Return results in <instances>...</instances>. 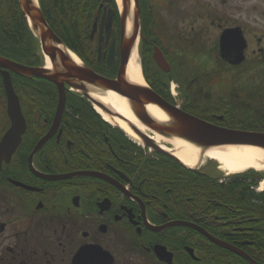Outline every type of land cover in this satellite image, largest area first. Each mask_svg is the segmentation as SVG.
I'll use <instances>...</instances> for the list:
<instances>
[{
	"label": "flooded vegetation",
	"instance_id": "1",
	"mask_svg": "<svg viewBox=\"0 0 264 264\" xmlns=\"http://www.w3.org/2000/svg\"><path fill=\"white\" fill-rule=\"evenodd\" d=\"M123 1L128 8L124 23L116 0H92L90 11L77 20L80 41L73 44L76 51L70 50L80 65L102 77L115 80L122 62L135 49L145 82L154 74L162 84L175 82L177 89H209L213 68L205 57L208 52L219 57L223 33L232 40L241 37V42L225 45L226 60L219 57L225 71L241 75L264 64V0ZM35 3L45 19L39 0ZM18 13L28 25L19 0H0V57L11 63L16 62ZM143 43L148 45L145 56L152 60L154 47L160 50L168 70L143 61ZM241 47L243 60L234 64L233 50ZM188 51L197 64L185 72L174 69L171 60L187 56ZM38 57L39 64L33 66L17 63L46 69L41 48ZM5 81L19 101L25 129L16 149L0 158V264H252L224 243L264 264L259 202L251 200L244 207L229 203L225 194L221 199L209 194L202 180L223 186L229 178L208 175L199 169L201 164L189 167L175 160L145 164L172 158L141 140L143 148L151 151L150 157L143 155L133 138L67 84L56 121L57 87L0 65V140L10 126ZM107 92L86 90L95 100ZM174 100L190 114L208 111ZM210 116L222 119V115ZM252 179L249 188L255 191L261 179L256 175Z\"/></svg>",
	"mask_w": 264,
	"mask_h": 264
},
{
	"label": "water",
	"instance_id": "2",
	"mask_svg": "<svg viewBox=\"0 0 264 264\" xmlns=\"http://www.w3.org/2000/svg\"><path fill=\"white\" fill-rule=\"evenodd\" d=\"M19 5L23 16L25 17L36 42H39L42 54L48 57L51 62L50 69L41 67H30L19 64L17 62L11 63L0 57V65L9 66L15 72L29 77H40L53 83L59 91V102L56 110L55 120L62 111L64 105V84L70 88L81 91L95 106L101 108L105 112H109L120 118L117 112L107 108L105 104L99 100H95L86 94L88 87H95L98 89H105L113 91L127 99L128 105L133 112L135 118L140 124L151 131L153 134H159L167 138H179L186 142L191 143L193 146L199 148L202 152L207 149L219 147L223 145H246L256 146L264 149V132L238 130L226 128L216 125L214 123L205 121L195 115L182 111L179 107L167 102L155 91L145 84H137L129 81L126 77V67L129 58L124 59L122 62L117 78L109 80L100 76L86 66H82L75 62L69 55V51L64 47L61 40L54 34L44 19L41 10L34 0H19ZM128 8L122 0L121 5V22L124 23ZM133 27H138V9L133 8ZM241 42V37H236L234 40L227 37L223 33L219 39V56L226 60L224 52L225 45L235 41ZM236 58L232 63L238 64L243 60L242 47L233 50ZM153 60L163 70H168L169 66L165 61L162 53L157 47L153 49ZM6 74V73H5ZM7 75V74H6ZM6 78V76H4ZM5 92L7 96L6 113L10 120V126L0 140V158L2 155L9 156V154L18 146L21 135L25 129V121L21 113L19 101L14 94L10 83L5 81ZM148 104H154L161 109L167 116L166 121H158L150 116L146 107ZM131 129L137 136L144 142L145 145L151 147L156 152L167 155L174 160L180 162L172 152L166 150L161 145L154 142L153 138L140 131L135 126L129 124ZM49 137L47 134L40 139L35 148L29 155V161L32 155L42 146V144ZM14 147V148H13ZM87 174L80 172L78 175ZM49 178V176H44ZM225 248L245 257L252 264H256L247 255L238 250L237 248L229 245L222 244Z\"/></svg>",
	"mask_w": 264,
	"mask_h": 264
},
{
	"label": "trees",
	"instance_id": "3",
	"mask_svg": "<svg viewBox=\"0 0 264 264\" xmlns=\"http://www.w3.org/2000/svg\"><path fill=\"white\" fill-rule=\"evenodd\" d=\"M91 3L92 0H39V4L50 28L60 39H62L63 43L73 51H76V47L73 44H77V42L80 41L79 38L81 30L78 28L77 20L78 18L83 17L84 13L86 15L90 11ZM95 8L96 5H94V9ZM18 15L19 16L15 15L18 17L15 18V61L23 62L25 65L30 66L39 64V45L36 42L30 28L22 19V16H20L19 13ZM64 35H66V38ZM143 45V61H149V63L155 66V63L150 55L145 56L144 48L148 45L145 43H143ZM150 50L151 49H149V52ZM184 59L185 58L181 56L175 57L171 60V66H173L174 69L179 67V70H181L185 67L187 61ZM143 65L145 64L143 63ZM146 80L148 85L155 92L173 103L172 97L169 94L168 82L162 84V82H160L154 74L152 76H147ZM176 81L180 82L181 80L177 79ZM188 89H190V87ZM245 91V94L253 95V97H255V99L259 102L252 104L244 101L240 102L239 100L237 101V98H241V95H237L227 101H220L214 105L208 106V104H205L203 106H199L198 102L193 103L191 101L192 99H195L194 95L196 94H194L193 97L192 95L183 96L187 99L185 100L184 98L188 105H194L200 109L206 108L208 110L207 112L204 111V113H194V115L206 121L227 128L264 132V79L261 83L255 86L245 88ZM211 114H216L218 116L222 115V119L215 120L210 116ZM163 160L165 161L162 163H149V161L146 160L145 164L173 163V159L163 157ZM254 175L258 176L260 179H264V175L251 172L250 174L245 173L230 176L228 177L229 179L227 180V184L223 186L217 185L215 181L212 180L211 182L209 178H206L209 180H202L201 186L205 187V191L214 195L218 199H221L222 195L225 194V198L227 197L226 200L229 203L239 204L244 207H247L246 204L250 203L251 200H256L259 202L257 207L261 211L260 215L264 217V187L261 192H255L249 188V186L253 184L252 181L254 179L252 178H254ZM248 177L251 179L250 181L247 180ZM255 184L256 183H254V185ZM254 207L255 206H251V208Z\"/></svg>",
	"mask_w": 264,
	"mask_h": 264
},
{
	"label": "bare ground",
	"instance_id": "4",
	"mask_svg": "<svg viewBox=\"0 0 264 264\" xmlns=\"http://www.w3.org/2000/svg\"><path fill=\"white\" fill-rule=\"evenodd\" d=\"M116 1L120 9L121 0ZM69 55L75 62L79 63V60L74 53L69 51ZM44 62L45 67L50 69L51 62L47 56L45 57ZM126 77L133 83L141 85L144 84L135 49L132 50L127 63ZM96 98L103 104L111 107L115 112H117V114L122 116V118H111L99 107L96 108L97 112L102 114L106 120L115 122L120 127V129H122L124 133H126L131 138L140 140L137 134L133 132L129 124L135 126L142 132H149V130L140 124L135 118L125 97H122L113 91H108L104 95H99ZM146 111L150 116L158 121L167 120L166 114L154 104H148ZM149 135L153 138L155 143L172 152L182 164L189 167H194L202 160L208 159L215 161L217 164V169L227 175L241 173L248 169H253L255 171L264 173V149L256 146L223 145L210 148L202 152L199 148L193 146L191 143L179 138H167L159 134H153L152 132L149 133ZM165 143H167L169 146H166Z\"/></svg>",
	"mask_w": 264,
	"mask_h": 264
},
{
	"label": "rangeland",
	"instance_id": "5",
	"mask_svg": "<svg viewBox=\"0 0 264 264\" xmlns=\"http://www.w3.org/2000/svg\"><path fill=\"white\" fill-rule=\"evenodd\" d=\"M190 53L191 51H188L187 56L184 57L187 61H186L185 67L181 69L183 70V72H185L186 70L187 71L190 70L192 68L193 63L197 64V62H195L194 60L195 58L192 55H190ZM207 54L208 56L205 57V59H207L209 65H211L213 68L212 70H210V75H208L209 77H211L210 79L211 82L209 83L210 85L212 84L211 87L209 89H204L203 91L198 88H194V87L188 90H183L181 88L177 89L176 84L172 83L171 88L173 91V95H171V97H174V95L177 94L176 99L178 101H182L185 98L183 95H189V96L192 95L193 97V95L196 94L194 95L195 99L191 100L193 103L198 102L199 106H203L205 104H208V106H210V105L217 104L220 101L224 102V101L229 100L230 98L235 97V92H236L238 93V95L239 94L241 95V98L238 97L237 101L239 100L240 102L242 101L249 102V104L259 102L257 99H255V97H253V95L245 94L246 93L245 88L255 86L261 83V81L264 79V64L262 65L259 63L258 65L259 67L256 68L255 70L251 72H242L241 75H237L235 73L225 71V69L222 67L223 65L221 64L218 54L216 52H211V53L208 52ZM237 81H239L238 84L231 85V84H235ZM208 90H209L208 94L210 96L206 95ZM185 100L187 99L185 98ZM132 142H134L136 146L138 145L142 149L143 153L145 152L143 155L150 157L151 151L149 152V150H146L143 148V142H141V139L139 141L132 139ZM165 145L169 146L167 143H165ZM199 164H201L199 169L208 173V175L230 176V175H225V173L220 172L218 169H215V166L217 164L213 160L204 159ZM253 173H258V174L260 173L264 175V173L262 172L253 171ZM263 185L264 184L261 180L256 185L255 191L259 192V189L262 188Z\"/></svg>",
	"mask_w": 264,
	"mask_h": 264
}]
</instances>
